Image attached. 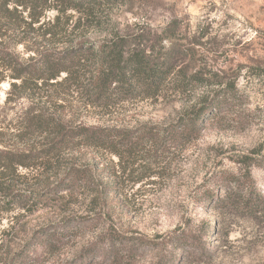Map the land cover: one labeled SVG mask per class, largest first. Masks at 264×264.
Wrapping results in <instances>:
<instances>
[{"label": "rangeland", "instance_id": "1", "mask_svg": "<svg viewBox=\"0 0 264 264\" xmlns=\"http://www.w3.org/2000/svg\"><path fill=\"white\" fill-rule=\"evenodd\" d=\"M19 10L0 44L23 66L120 34L129 51L171 55L174 75L203 81L109 107L90 106L65 74L28 90L0 81V150L53 156L19 170L38 202L0 203V264H264V0H119L92 17ZM226 86L236 90L226 107L197 120ZM33 116L49 126L26 132ZM57 123L153 134L116 155L80 140L50 151L67 138Z\"/></svg>", "mask_w": 264, "mask_h": 264}, {"label": "trees", "instance_id": "2", "mask_svg": "<svg viewBox=\"0 0 264 264\" xmlns=\"http://www.w3.org/2000/svg\"><path fill=\"white\" fill-rule=\"evenodd\" d=\"M118 1L0 0V24H2L0 32L2 27L9 28L15 25L18 27L21 24L19 21L21 17L20 8L24 11L30 8L33 10H47L53 5L54 9L61 13L73 10L92 17L96 15L95 13L98 9H102L108 4H115ZM10 5L13 7H10ZM128 43L127 37L113 34L99 41L80 42L75 47L67 48L60 52L47 50L42 54L38 64L31 66L21 65L17 59L18 57L11 52L12 50L7 47L3 48L0 44V70H2L0 75H6L4 78H0V81L3 82L6 79L5 77H9L15 81H21L22 88L28 90L33 86L37 87L40 82L43 84L51 82L65 74L66 80H70L73 77L74 81L79 82L76 83L78 91L92 107L115 106L125 100L140 96H143V98H160L161 95L171 91L172 86L175 84L182 85V83L188 82L189 84L197 85L203 81L199 74L188 77L187 74L179 72L174 75L173 57L171 55L166 54L165 58L157 60L152 56V53H149V50L142 52L129 51L126 48ZM81 78H83L82 81ZM13 87H17L16 83L13 84ZM235 91L226 86L222 92H218L215 99L205 101L199 109L197 120L205 113L204 109L212 107L214 114L220 112V109H224L228 100L234 97ZM41 117L39 116V118ZM37 119L38 117L34 116L28 119L25 127L27 128L26 132L30 128L35 131V129H38L37 126H49V123ZM56 125L54 130L58 131L57 134L64 130L63 132L67 135L65 141L62 140L56 144L49 142L50 151L53 149L52 151L57 150V152L68 143L80 140L87 145L108 147L115 151L114 154L116 155V149H119V144L126 148L128 147L127 145L133 147L138 143H143L147 137L153 134L150 131H145L141 135L135 136L138 130H107L88 126H79L73 129L61 127L58 123ZM183 128L186 127L183 126ZM188 131L191 130L189 129ZM173 133L182 137L184 135L183 129L176 130ZM60 143L64 144L59 146ZM52 157L48 152L40 156V154L18 152L7 148L0 150V203L6 204V211H10V204H15L17 201L31 199L34 202H38L40 200L41 193L35 194L36 192L33 191L30 185L31 181L28 180L30 175L27 176L19 170L21 168L31 171L32 168H41L43 166L47 168ZM54 188L56 187H47V189H51L55 193ZM47 245L49 244L46 243L45 246ZM1 257L0 263L5 261H2Z\"/></svg>", "mask_w": 264, "mask_h": 264}]
</instances>
